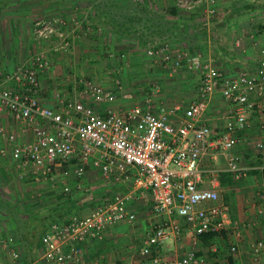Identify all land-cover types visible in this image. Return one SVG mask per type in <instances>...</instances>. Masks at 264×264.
I'll list each match as a JSON object with an SVG mask.
<instances>
[{"label":"built area","instance_id":"1","mask_svg":"<svg viewBox=\"0 0 264 264\" xmlns=\"http://www.w3.org/2000/svg\"><path fill=\"white\" fill-rule=\"evenodd\" d=\"M218 1L177 0L176 6L192 10L204 3L215 8ZM33 31L39 41L62 36L52 19L35 21ZM145 54L160 55L161 63L174 70L185 60L188 69L200 72L197 98L177 120L171 115L178 107L171 112L141 105L102 110V104L114 102L115 94L91 79L82 83L81 98H59L55 106L43 105L39 76L51 66L42 53L6 72L0 81V117L4 113L18 125L32 129L30 141L18 142L15 133H4L0 126V133L11 143L8 153L18 167L30 171L35 179L44 177L51 187L57 184L62 168L66 179L61 192L65 195L72 194L68 178L82 179L87 167L99 172L102 190L90 196L93 205L88 213L72 212L57 218L42 234L37 257L43 264H80L85 242L101 238L116 224L137 220L135 204L143 194L150 197L152 214L160 219L151 221L141 244V258L134 264H165L163 245L169 239L181 238L183 231L190 246L174 264H205V256L195 250L201 236L218 235L226 229L227 207L216 189L218 178L212 168L204 167L203 158L223 152L231 175L236 179L243 176L240 156L233 149L240 141L239 130L252 126V116H264V48L259 50L254 69L231 75L200 56L189 58L184 52L171 56L163 44L145 47ZM215 92L228 106L220 134H213L201 118ZM259 128L264 129L262 119ZM256 148L264 159V140ZM6 151L5 147L0 150L2 155ZM74 188L84 190L80 183ZM260 199H264L263 194ZM198 204L204 206L197 208ZM257 212L264 216V206ZM247 225L250 222L243 224ZM236 250L231 244L229 251ZM250 256L254 263L264 258L263 240L254 241Z\"/></svg>","mask_w":264,"mask_h":264},{"label":"rangeland","instance_id":"2","mask_svg":"<svg viewBox=\"0 0 264 264\" xmlns=\"http://www.w3.org/2000/svg\"><path fill=\"white\" fill-rule=\"evenodd\" d=\"M137 1H142L138 3L139 6L132 0H10L0 9V77L2 73L14 70L42 53L50 61V66L55 60L63 65V70L59 72L65 75L67 83L58 86L56 90L64 91V98L68 94L81 98L83 88L80 85L91 79L111 90L117 100L128 99L130 104H147L146 106L159 112L175 111L174 108L178 107L174 114L182 112L197 94L196 83L200 72L188 69L185 60L182 61V67L176 70L168 68L169 64L164 66L160 55L152 57L145 54V46L140 37L156 39V44L161 41L171 56L184 52L189 58L200 56L209 65H212V60L215 63L213 66L218 67L225 59L221 46H225L228 53L230 49L236 51V47L241 46L236 23L229 25L228 33L221 29L226 28L225 24L222 26L220 23L223 19L228 20L238 14V3L232 0L231 4L226 3L227 1L223 3V0H219L215 8L203 3L192 10L181 9L177 14L171 15L168 10L176 6L177 0H167V5L160 0ZM250 1L253 8H246L247 12L264 15V0ZM211 7L214 8L212 13L209 12ZM132 11L135 12L133 15ZM257 18L252 16L249 22L250 34H259L264 28L263 22ZM39 19L54 20L62 36H52L47 41L37 40L33 26ZM166 22L189 33L186 35L188 37L204 32L206 38L187 42L169 33L165 39L157 38L161 35V27L154 28ZM256 37V40H252L254 47L261 40L258 35ZM80 42L87 47L86 51ZM56 46H60V49L56 50ZM48 71L50 69L40 76H48ZM118 101V104L122 103ZM0 126L4 133L9 132L3 125ZM3 132L0 133V138L5 140ZM7 143L6 153L2 155L0 152L2 156L11 147V143ZM16 167L18 174L8 160L0 166V204L12 208V214L5 212V221L11 224L16 232V239L20 240V244L16 242L18 256L24 255L27 258L32 254V248L37 244L46 222L55 218L56 211L53 210L59 205H67V198L64 197L68 195L61 196L62 192L54 189L55 198L50 202L46 201L49 193L46 192L47 182L42 179L44 177L39 176L38 179L43 181H37L32 179L34 177L30 171ZM19 169L23 172L22 179L17 176ZM80 196L87 204L90 202L87 191ZM202 206L204 204L196 205L197 208ZM89 207L88 204L84 209L88 210ZM88 211L81 213L86 214ZM20 236L23 237L22 241ZM4 244L7 243L0 244L1 249ZM8 255L12 256L11 253Z\"/></svg>","mask_w":264,"mask_h":264},{"label":"crops","instance_id":"3","mask_svg":"<svg viewBox=\"0 0 264 264\" xmlns=\"http://www.w3.org/2000/svg\"><path fill=\"white\" fill-rule=\"evenodd\" d=\"M160 1L163 4L167 3V0ZM225 1H227L226 3H230L231 0H223L222 2L225 3ZM232 1L238 3L236 4L238 6L236 13L238 14L233 18L230 17L228 20L223 19L220 23L222 26L225 24L226 28L221 27V29L228 33V30H230L228 28L229 25L235 22L238 34L240 35H238V37L240 38L241 46L236 47V51L230 49L229 53L227 52L225 46H223L226 52L224 53L223 49L220 50L223 51V53H221L224 55L225 59L220 63V65H218V68L221 71L229 75L235 74L242 69H254L260 58L259 50L264 48V28L259 34L258 32L250 34L248 30V27L250 26L249 22L252 20V16L258 17L257 19L264 23V15H258L256 13H251L253 14L251 15L247 12L248 9L250 10L253 8V4L250 0ZM246 8L248 9L246 10ZM180 11L181 9L178 10V12ZM263 23L262 26H264ZM257 35L258 37H261V40H259L257 46L254 47V45H252V40H256L255 38H257ZM236 42L237 39L235 40V43ZM82 46L84 47L83 50L86 51L87 47L83 44ZM204 59H206V57H204ZM210 61L212 62V65H215L212 60ZM59 65L60 62L55 60V62L51 65L50 71L47 72L48 76L47 74L39 76L41 84L40 101L43 105L55 106L58 103V97L64 98L62 97V93L64 91L57 92L56 90L58 86H62L67 83L65 75H62V73L59 72L63 70V65ZM82 85L83 84L80 85L81 88H83ZM73 96L68 94L65 98ZM196 98L197 94L194 95L191 102H193ZM118 100L115 99L114 102L110 104L104 103L100 106V109L105 110L109 107L114 108L119 106L130 107L133 105L148 107L146 106L147 104H130L131 102H128L130 101L128 99L125 101ZM117 101L120 103L122 102L124 105L122 103L118 104ZM206 103L207 107L201 118L211 127L213 134H220L223 132L224 119L228 106L218 92L210 95ZM154 110L157 111L156 109ZM183 110L182 112L177 111L175 114L171 115V119L174 121L180 118ZM260 119L264 120V116L262 118L252 116V126L247 129L239 130L238 132L240 141L233 149V152L240 156V165L244 170V174L241 178L236 179L234 176L230 175L232 178V184H229L228 182L221 183V173H230L227 168L226 156L223 152H216L213 154V158L210 154L204 156L203 158L204 167L212 168L214 173L217 175L216 177L218 178V181L216 183V189L219 192L220 201L227 207V216L225 220L226 229L218 235H210L203 240L201 239L198 247H195V250L198 253L205 256V264H214L215 262L226 264L229 257L232 259L234 264H264V258H262L258 263H254L251 261L250 256L254 241H264V216L258 214L257 212L258 207L264 206V199H260V196L262 194L264 195V159L256 148V144L264 140V129L259 128ZM0 125H3L7 131L15 133L18 142L30 141L33 138L30 126L18 125L4 113L2 114V117H0ZM7 144L8 143L3 137L0 138V150L2 147H6ZM7 160L11 162L14 166L13 169L17 171L18 174V169L16 167L17 163L13 160L11 161L9 153L5 156L0 154V166H3ZM20 172L17 176L19 179H22L21 177L23 172ZM98 178L99 172L87 167L86 173L82 179L76 180L72 176L67 179V183L71 188L72 194L64 197V199L67 198V206L69 205L68 203H70L69 201L74 202L75 208L70 212H65L64 216L72 212H87L92 207L93 204L88 202L90 207L88 210H85L84 208L88 207V204L86 200L83 201V198L80 195L84 194V191H87L89 198L95 194H100L102 186L99 185L101 181H98ZM65 179L66 177L61 168L58 171L57 184L54 186L55 188L51 187L50 184L45 181L47 182L46 192L49 193V198L46 201L50 202L55 198L56 193L54 194V189H58L61 192L63 187L62 182H64ZM35 180L43 181L41 179ZM78 183L81 184L84 190H75L74 187ZM121 189H124V187H121ZM64 195L65 194L62 193L61 196ZM135 207L137 208L138 214L135 222H121L116 224L106 230L101 238L85 242L83 244V258L80 264H134L141 258V244L149 231L151 221H159L160 216L152 214L150 208V197L147 194L142 195L137 204H135ZM58 208L61 209L64 207L59 205L56 209ZM4 214H6L5 211L0 210V237L4 241L2 243H7L3 245L4 248H0V264H42L37 257L38 247L40 246L38 243L39 240L37 242L39 245L36 244L33 246V251L30 257L26 258L24 255L23 257L22 255L18 256L17 243L20 244V240L18 241L16 239V232L13 231L14 229H12L11 224L5 221ZM64 216L60 218H63ZM57 218L59 217H55L53 222H55ZM247 222H250V225L243 226V224ZM236 226H238V228H236ZM239 229V233L236 234L235 230ZM181 236V238H175L172 240L169 239L165 245H163V259L165 264H174V261L177 260L181 256L182 252L190 246V239L185 231H183ZM9 238H11L12 241L8 242L7 239ZM20 238L22 241L23 237L20 236ZM231 244H234L237 247L235 252L229 251ZM22 245L24 246L23 243ZM36 246L37 248H35ZM22 252L25 253L23 250ZM9 253H11L12 256H9Z\"/></svg>","mask_w":264,"mask_h":264},{"label":"trees","instance_id":"4","mask_svg":"<svg viewBox=\"0 0 264 264\" xmlns=\"http://www.w3.org/2000/svg\"><path fill=\"white\" fill-rule=\"evenodd\" d=\"M133 2H135V5H137V6H139L140 4H138V3H140V2H142V1H137V0H132ZM10 2V0H0V9L3 7V6H5V5H7L8 3ZM178 9V7L177 6H174V7H172V8H170L168 11H169V13L171 14V15H174V14H177V10ZM135 11V10H134ZM134 11H132V15L135 13ZM161 20H162V18H161ZM166 21H169V20H166ZM163 26H164V28H163ZM158 27V29H159V27H161L160 28V32H161V35H159V36H157V38H160L161 37V39H165V37H167V36H169L168 35V33L169 34H174L175 35V38H179V39H182V40H186L187 42H192V41H196V40H200V39H202V38H206V33H204V32H200V33H195V34H192V36L191 37H188V36H186L187 34H189V33H185V32H182L181 30H179L178 28L176 29L175 27H174V24H172V23H170V22H166V24H158V26L156 25V27L154 28V29H156ZM153 29V30H154ZM168 31V32H167ZM154 33H155V31H154ZM152 34V33H151ZM146 37V36H145ZM145 37H143V36H141L140 37V40H141V42L144 44V46L145 47H148V46H152V45H150V44H153V45H155L154 47H158V46H160L162 43H161V41H158L157 42V44H156V42L154 41V40H156V39H152V38H145ZM158 40H160V39H158ZM221 49H223V51H224V53L226 52L225 51V49H224V47L223 46H221ZM223 51H222V53H223ZM216 57H218V56H216ZM4 74L5 73H2V76L0 77V81L3 79V76H4ZM263 174H264V170H263ZM231 174L230 173H228V172H223V173H221V183H229V184H232V178H231V176H230ZM0 202H2V201H0ZM70 203H68L69 205L67 206V205H63V207L65 208V209H63V210H61V211H59V209H55L54 211H56V213H55V217H62V216H64V214H65V212H70V211H72V209H74L75 208V203L74 202H72V201H69ZM1 206H0V210H3V211H5V212H8L9 214H12L13 213V210H12V208H10V206H8V205H4V204H0ZM67 207V208H66ZM17 213V212H16ZM62 213V214H61ZM15 214V213H14ZM16 216V215H15ZM55 219L52 217L51 219H50V223L49 224H47L48 222H46V224H45V226H44V228L42 229V232H41V234L39 235V238H38V240H39V244H40V240H41V236H42V234L45 232V231H47V229L51 226V224L52 223H54L53 221H54ZM47 228V229H46ZM46 229V230H45ZM211 234H206V235H203V236H201V239L203 240V239H205L207 236H210ZM212 236V235H211ZM38 242V241H37ZM38 244V245H39ZM214 264H221V263H219V262H215ZM226 264H234L233 263V261H232V259L229 257L228 259H227V262H226Z\"/></svg>","mask_w":264,"mask_h":264}]
</instances>
